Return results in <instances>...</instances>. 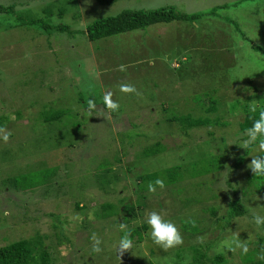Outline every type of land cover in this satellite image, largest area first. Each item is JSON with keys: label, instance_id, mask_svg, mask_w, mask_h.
Instances as JSON below:
<instances>
[{"label": "rangeland", "instance_id": "obj_1", "mask_svg": "<svg viewBox=\"0 0 264 264\" xmlns=\"http://www.w3.org/2000/svg\"><path fill=\"white\" fill-rule=\"evenodd\" d=\"M0 5L12 7L0 12V115H7L2 127L11 132L8 142L0 133V246L38 236L49 264H173L179 250L181 261L190 263L194 245L208 257L223 253L226 263L264 264L258 258L264 254V225L253 221L254 213L264 216V176L248 168L251 156L263 152L239 146L247 138L239 123L252 103L249 95L255 88L264 91V0L110 5L0 0ZM161 6L183 13L220 7L192 22L87 37L94 20ZM257 45L261 50L253 48ZM122 83L134 85L140 95L121 92ZM109 91L120 105L116 112L103 104ZM88 99L96 104L91 115ZM210 104L215 109H207ZM57 110L61 117L45 121ZM187 115L207 122L188 127L167 121ZM155 141L163 151L143 155ZM174 165L182 167L176 181L164 182L154 193L140 190L138 174ZM139 191L142 206L132 217L122 205L136 204ZM234 197L247 212L228 226L224 219L217 223L211 208L220 215ZM106 202L117 211L103 217ZM153 210L177 225L181 246L164 251L153 243L146 223ZM188 220L196 231L183 227ZM121 223L148 226L122 257L117 253ZM92 233L102 241L100 253L92 250ZM237 234L247 254L221 249ZM200 236L206 237L203 243Z\"/></svg>", "mask_w": 264, "mask_h": 264}, {"label": "trees", "instance_id": "obj_2", "mask_svg": "<svg viewBox=\"0 0 264 264\" xmlns=\"http://www.w3.org/2000/svg\"><path fill=\"white\" fill-rule=\"evenodd\" d=\"M101 5H110L113 4L117 0H96ZM220 7H213L207 11L193 12V13H183L179 12L175 9L174 6H161L154 9H139V10H131L124 9L115 15L106 16L104 18H100L94 20L86 27V33L89 40H96L102 37L110 36L113 34L131 31L135 29H145L152 24L170 22L172 20H185V21H194L195 19L201 17L206 14H214L216 9ZM12 7H4L0 5L1 11H9ZM33 21H25L21 20L22 24H31ZM254 49L261 50V48L257 46H253ZM248 98L251 102H257L259 107L256 113H252L249 110V105L251 103L246 104L244 110L246 111L243 120L239 123V128L241 131H246L247 128L251 127L254 119H257L259 116V111L264 108V91L259 90L257 88L254 89L253 93L249 95ZM214 103V102H212ZM207 109H215L214 104H210V107ZM63 114V111L57 110L55 112H51L45 116V121L56 120ZM7 115H0V127L4 125V117ZM207 117H193V116H181V117H171L167 121L178 120L182 125L192 127L197 126L203 123H206ZM164 145L160 141H155L150 146L145 147L143 150V155L151 156L158 152L163 151ZM261 156H264L261 154ZM240 158V157H239ZM218 160H215L217 163ZM242 161L240 158L238 161H235V164H239ZM182 167L180 165H174L171 168L165 169L164 171H151L144 172L142 174H138L136 179L139 181L138 185L140 186V190H145L148 188L149 182H154L157 178L162 179L164 182L168 184L176 181L179 177H181ZM162 177H165L162 178ZM22 178V180H24ZM31 185V184H30ZM28 185V186H30ZM144 195H138V199L136 200V204L127 203L123 206V211L130 214L132 217H136L137 208L142 206L140 202V198H143ZM121 202V201H120ZM102 216H110L116 213L117 207L115 204L106 202L102 204ZM119 209V208H118ZM120 210V209H119ZM225 212V214H224ZM222 214L216 216V210L211 208V213L215 218L217 223L225 220V226H228L231 222V219L236 216L244 215L247 212L246 206L239 199L234 197L232 200L228 201L227 209ZM190 221V220H188ZM188 221L183 222V227L185 229L189 228L192 231H196L194 225L189 223ZM146 224L142 226H135L128 228L132 230V239L134 236H137L135 241H141L142 232L147 228ZM187 227V228H186ZM225 233V232H224ZM123 235L122 232H120ZM192 250V259L187 263L181 261V250H179V254L177 256V261H174L173 264H230L226 263L227 259L223 253H216L213 257H208L206 252L200 251V245L191 246ZM243 263L245 260H242ZM249 259L246 260L248 262ZM251 261V260H250ZM0 264H49V254L48 251L42 248L41 241H39L38 236L36 238H21L6 245L0 246ZM154 264V263H150Z\"/></svg>", "mask_w": 264, "mask_h": 264}, {"label": "clouds", "instance_id": "obj_3", "mask_svg": "<svg viewBox=\"0 0 264 264\" xmlns=\"http://www.w3.org/2000/svg\"><path fill=\"white\" fill-rule=\"evenodd\" d=\"M119 70L125 71V66L120 65ZM119 90L123 93H135L136 95H140L135 86L131 84L122 83L119 86ZM112 95V92H106L103 96V104L110 112H116L119 110L120 105L118 102L112 99ZM87 104L89 115H91L92 111L96 109L95 101L93 99H88ZM258 107L259 105L256 102H252L249 105V110L252 113H256ZM0 133L3 134L2 139L4 142H8L11 132L6 131V129L3 127H0ZM245 135L247 138L243 139L239 143L240 147L248 150L250 147L256 146L260 152H264V108L259 111V116L257 119H254L252 126L246 129ZM251 157L252 159L248 164V168L251 169L254 176H264V156L255 155ZM157 186L163 189L165 187L164 181L157 178L154 182H149V192L154 193ZM92 218L93 217L90 215L89 219ZM253 221L258 227L264 225V216L254 213ZM188 222L192 223L193 225L195 224V222L191 220ZM146 223L150 227V237L153 243L158 245L164 251L176 248L184 243L183 236L177 225L173 221L165 219L164 215L160 212L155 210L149 212L147 214ZM119 229L123 235L119 240L117 253L120 257H122L125 252H131L134 242L132 239V230L129 229L126 224L121 223L119 225ZM90 239L93 241L92 250L96 253H100L103 250L100 247L102 243L101 239L96 233H92ZM197 239L199 242L203 243L206 237L200 236ZM220 247L221 249H227L228 251H235L237 248H239L242 254H247L249 251L247 244L240 240L238 234L228 240L223 241ZM258 258L264 260V254H259Z\"/></svg>", "mask_w": 264, "mask_h": 264}]
</instances>
